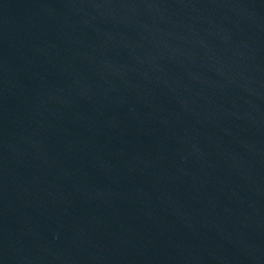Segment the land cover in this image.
<instances>
[{"label":"water","instance_id":"1","mask_svg":"<svg viewBox=\"0 0 264 264\" xmlns=\"http://www.w3.org/2000/svg\"><path fill=\"white\" fill-rule=\"evenodd\" d=\"M0 264H264V0H0Z\"/></svg>","mask_w":264,"mask_h":264}]
</instances>
